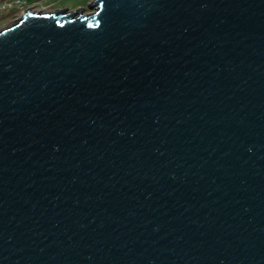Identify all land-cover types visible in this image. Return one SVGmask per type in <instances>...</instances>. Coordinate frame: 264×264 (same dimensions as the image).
<instances>
[{
	"label": "water",
	"instance_id": "water-1",
	"mask_svg": "<svg viewBox=\"0 0 264 264\" xmlns=\"http://www.w3.org/2000/svg\"><path fill=\"white\" fill-rule=\"evenodd\" d=\"M66 8L0 29V264H264V0Z\"/></svg>",
	"mask_w": 264,
	"mask_h": 264
},
{
	"label": "rangeland",
	"instance_id": "rangeland-1",
	"mask_svg": "<svg viewBox=\"0 0 264 264\" xmlns=\"http://www.w3.org/2000/svg\"><path fill=\"white\" fill-rule=\"evenodd\" d=\"M91 0H25L23 4L15 9L0 10V29L9 26L21 16L27 8L40 12H52L67 7L68 11L85 8L86 13H90L88 3Z\"/></svg>",
	"mask_w": 264,
	"mask_h": 264
},
{
	"label": "built area",
	"instance_id": "built-area-1",
	"mask_svg": "<svg viewBox=\"0 0 264 264\" xmlns=\"http://www.w3.org/2000/svg\"><path fill=\"white\" fill-rule=\"evenodd\" d=\"M24 1L25 0H0V10L15 9L23 4Z\"/></svg>",
	"mask_w": 264,
	"mask_h": 264
},
{
	"label": "snow or ice",
	"instance_id": "snow-or-ice-1",
	"mask_svg": "<svg viewBox=\"0 0 264 264\" xmlns=\"http://www.w3.org/2000/svg\"><path fill=\"white\" fill-rule=\"evenodd\" d=\"M109 0H100V6L103 7L105 4H108ZM95 6V5H94ZM28 15H33V13L29 12ZM51 43V41H49ZM3 50H0L2 52Z\"/></svg>",
	"mask_w": 264,
	"mask_h": 264
}]
</instances>
